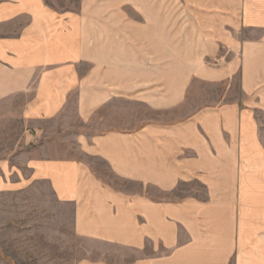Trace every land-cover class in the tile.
I'll return each mask as SVG.
<instances>
[{
    "label": "crops",
    "instance_id": "obj_1",
    "mask_svg": "<svg viewBox=\"0 0 264 264\" xmlns=\"http://www.w3.org/2000/svg\"><path fill=\"white\" fill-rule=\"evenodd\" d=\"M98 2L0 0V229L48 264H264V0H181L168 76Z\"/></svg>",
    "mask_w": 264,
    "mask_h": 264
},
{
    "label": "rangeland",
    "instance_id": "obj_2",
    "mask_svg": "<svg viewBox=\"0 0 264 264\" xmlns=\"http://www.w3.org/2000/svg\"><path fill=\"white\" fill-rule=\"evenodd\" d=\"M92 13L115 14L112 23L118 26L119 50L126 44V26H134V45L144 44L146 51L134 52V59H139L143 54L148 55L151 61L165 57V67L168 75H173L174 70H180L191 63L196 33L188 20L186 10L181 0H99L98 4L88 10ZM109 18V17H108ZM107 20L105 23H111ZM136 50V49H135ZM160 51V53H158ZM162 52V53H161ZM109 53L103 54V61L109 59ZM125 52H118L117 59L125 60ZM13 202H11L12 204ZM5 214L0 215V219ZM30 216V213H23ZM29 218V217H28ZM27 217L23 218V230L19 242L14 243L13 229H0V264H48L47 255L41 254L43 259H38L35 254L33 241L37 237L29 235ZM1 223V221H0ZM3 234H5L3 236ZM17 234V232H16ZM20 235V234H19ZM4 240H6L4 242ZM21 240V241H20ZM40 246H38L39 248ZM41 248H45L44 245ZM61 256V255H59ZM66 257L71 258L72 252H67ZM55 264V262H53Z\"/></svg>",
    "mask_w": 264,
    "mask_h": 264
}]
</instances>
